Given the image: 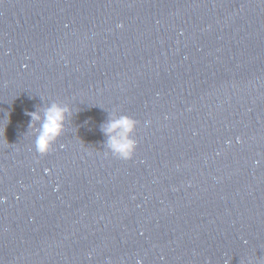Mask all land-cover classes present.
<instances>
[{"label": "water", "instance_id": "water-1", "mask_svg": "<svg viewBox=\"0 0 264 264\" xmlns=\"http://www.w3.org/2000/svg\"><path fill=\"white\" fill-rule=\"evenodd\" d=\"M0 264H264V0H0Z\"/></svg>", "mask_w": 264, "mask_h": 264}, {"label": "clouds", "instance_id": "clouds-1", "mask_svg": "<svg viewBox=\"0 0 264 264\" xmlns=\"http://www.w3.org/2000/svg\"><path fill=\"white\" fill-rule=\"evenodd\" d=\"M33 121L40 122L35 138V148L38 153H49L63 135L70 110L58 103H53L39 112L29 113ZM137 121L129 116L111 119L104 128L109 137L108 144L115 155L124 160L132 159L136 153L137 142L132 135L137 128Z\"/></svg>", "mask_w": 264, "mask_h": 264}]
</instances>
